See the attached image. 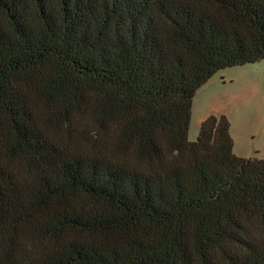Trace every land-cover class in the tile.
I'll return each instance as SVG.
<instances>
[{"label":"trees","instance_id":"16d2710c","mask_svg":"<svg viewBox=\"0 0 264 264\" xmlns=\"http://www.w3.org/2000/svg\"><path fill=\"white\" fill-rule=\"evenodd\" d=\"M264 60V0H0V264H264V158L196 92Z\"/></svg>","mask_w":264,"mask_h":264},{"label":"rangeland","instance_id":"374dc122","mask_svg":"<svg viewBox=\"0 0 264 264\" xmlns=\"http://www.w3.org/2000/svg\"><path fill=\"white\" fill-rule=\"evenodd\" d=\"M210 116H226L236 152L264 158V60L216 72L195 94L188 133L197 141L201 124ZM235 154V153H234Z\"/></svg>","mask_w":264,"mask_h":264},{"label":"crops","instance_id":"0c3cea01","mask_svg":"<svg viewBox=\"0 0 264 264\" xmlns=\"http://www.w3.org/2000/svg\"><path fill=\"white\" fill-rule=\"evenodd\" d=\"M233 138V137H232ZM233 141H234V153H235V155L236 156H238V157H241V158H247L248 156H246L245 154H244V152H240L241 154H238L237 152H236V142H235V140L233 139ZM262 151H264V150H262V148H259V152H262Z\"/></svg>","mask_w":264,"mask_h":264}]
</instances>
